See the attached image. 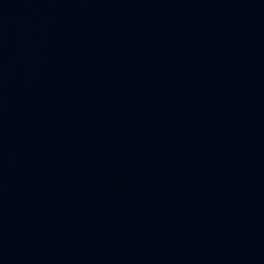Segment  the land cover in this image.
Segmentation results:
<instances>
[{
  "label": "water",
  "instance_id": "obj_1",
  "mask_svg": "<svg viewBox=\"0 0 264 264\" xmlns=\"http://www.w3.org/2000/svg\"><path fill=\"white\" fill-rule=\"evenodd\" d=\"M0 264H264V0H0Z\"/></svg>",
  "mask_w": 264,
  "mask_h": 264
}]
</instances>
